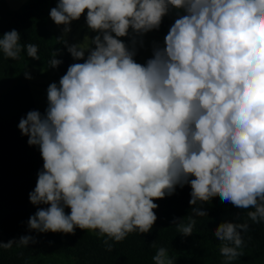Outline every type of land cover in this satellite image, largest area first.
Masks as SVG:
<instances>
[{"label": "clouds", "instance_id": "9594fccd", "mask_svg": "<svg viewBox=\"0 0 264 264\" xmlns=\"http://www.w3.org/2000/svg\"><path fill=\"white\" fill-rule=\"evenodd\" d=\"M172 9L178 14L163 47L154 45L152 58L137 63L135 41L129 48L120 38L129 29L158 30ZM85 10L98 34L78 45L59 39L84 62L49 85L43 115L29 111L18 125L44 161L29 201L48 207H38L29 228L93 230L121 242L149 233L157 220L153 201L185 185L191 206L219 195L254 209L247 212L251 221H264V0H59L50 18L67 34ZM20 41L13 29L0 38V51L16 60L26 47L39 60L37 46ZM60 54L53 52L50 67L63 63ZM192 210L207 215L202 207ZM195 223L173 221L183 236ZM248 230L246 222L216 227L225 264L242 255ZM30 242L22 236L0 248ZM153 261L174 264L164 247Z\"/></svg>", "mask_w": 264, "mask_h": 264}, {"label": "trees", "instance_id": "16d2710c", "mask_svg": "<svg viewBox=\"0 0 264 264\" xmlns=\"http://www.w3.org/2000/svg\"><path fill=\"white\" fill-rule=\"evenodd\" d=\"M54 7V0H25L12 10L5 0H0V38L15 29L20 33L21 45H36L39 56V60L32 59L25 47L20 57L12 60L0 51V243L18 241L22 236H31L35 241L27 246L0 248V264H154L153 256L160 247L168 250L174 264H199L202 253L195 247L207 244L220 249L221 242L215 238L214 230L224 221L249 225V230L243 233L244 246L238 250L241 256L264 257V221L255 223L247 217V212L254 209H238L222 202L219 195L207 203L191 206L189 185L177 186L172 196L153 201L158 205L154 209L157 220L149 233L134 232L121 242L93 230L76 228L74 234H64L39 233L29 228L28 220L38 207L48 205L34 206L29 201L44 161L39 147L29 146L28 137L18 128L21 118L35 110L25 73L31 67L62 77L70 65L84 62L74 60L59 41L61 37L47 27ZM177 14L175 10L174 21ZM166 27L167 20L163 17L160 28L151 32L163 35ZM57 50L61 54L56 58L63 63L52 68L49 62ZM194 207H202L206 217L195 216ZM65 212L70 214V209ZM237 214L241 218L235 221ZM189 217L196 223L192 235L183 236L173 221L187 224Z\"/></svg>", "mask_w": 264, "mask_h": 264}, {"label": "rangeland", "instance_id": "374dc122", "mask_svg": "<svg viewBox=\"0 0 264 264\" xmlns=\"http://www.w3.org/2000/svg\"><path fill=\"white\" fill-rule=\"evenodd\" d=\"M25 0H5L6 4L10 9L18 8ZM59 0H54L55 6H57ZM176 9H172L168 15L165 16L167 20V27L163 35H159L153 32H148L143 35L135 34L131 29H129V35L120 38L122 42L133 47V41H135L136 56L135 60L137 63L145 64L148 59L152 58L154 45H160L163 47L164 38L167 35L171 25L175 22L173 19V13ZM87 10L81 15L80 19L71 22L68 26L71 31L67 34L64 33V25H56L51 18L47 22V27L50 31L63 39L69 45H78L85 43V37L89 39L93 38L98 33L93 32L89 29L86 23ZM91 47H94L92 45ZM88 53L85 52V58ZM26 73L30 78H27V83L33 100L35 110H38L42 115L48 106L47 101V89L51 83L59 84L61 76L52 74L45 71H39L34 68H28ZM202 253V258L199 264H225V257L221 255L219 248H212L207 244H200L195 247ZM213 251V252H212ZM195 252V249L194 251ZM230 264H264V257L243 255L237 257L235 260L231 261Z\"/></svg>", "mask_w": 264, "mask_h": 264}]
</instances>
